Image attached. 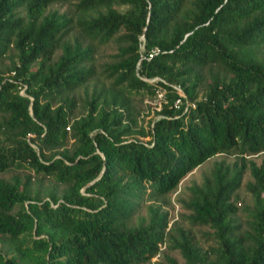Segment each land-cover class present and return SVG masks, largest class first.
<instances>
[{
  "label": "trees",
  "instance_id": "16d2710c",
  "mask_svg": "<svg viewBox=\"0 0 264 264\" xmlns=\"http://www.w3.org/2000/svg\"><path fill=\"white\" fill-rule=\"evenodd\" d=\"M113 40L103 71L113 90L81 100ZM263 43L264 0H0V173L29 169L65 187L46 200L31 176L0 180V237L13 248L0 264H150L163 243L157 264H179L171 251L184 264H264V162L249 158L264 152ZM175 85L196 107L176 105ZM159 87L164 100L135 130L131 99ZM220 154L239 160L192 188L188 227L168 228L161 210L134 222ZM248 170L255 209L243 228L235 197ZM201 227L215 246L204 248Z\"/></svg>",
  "mask_w": 264,
  "mask_h": 264
},
{
  "label": "rangeland",
  "instance_id": "374dc122",
  "mask_svg": "<svg viewBox=\"0 0 264 264\" xmlns=\"http://www.w3.org/2000/svg\"><path fill=\"white\" fill-rule=\"evenodd\" d=\"M54 7L59 8L60 11L66 12L70 9L68 3L57 4ZM124 9V7H122ZM119 42L116 40L111 41L108 44L102 45L98 52L96 53V68L100 72L95 78H93L88 85L87 89H79L78 95L81 100L86 101L90 98L91 95L99 94L100 92L107 93L113 90V83L110 78L105 76L103 72L106 68L107 64L114 62L117 59L116 54L119 51ZM256 55L257 57L264 62V43L260 44L256 47ZM4 64H7L9 59L4 60ZM4 64L1 67H4ZM214 70L222 75L225 74V69L220 65H213ZM205 78L207 81L212 79L211 74L205 73ZM182 88L180 85H175V88ZM183 89V88H182ZM201 94L200 98H203L205 85L200 87ZM184 90V89H183ZM166 92V88L159 87L157 95H147V94H135L134 98L131 99L132 110L135 115L138 117V125L133 127L135 130L143 131L145 127H147L150 118L153 117V113L151 110L154 107H158L162 100H164V93ZM180 105L184 104L187 106L188 102V94L185 92ZM82 102V101H81ZM83 104V105H82ZM84 102L81 103L80 108L77 110L78 116L85 112L84 110ZM144 137V136H142ZM50 154V152H48ZM252 160H255L257 164H262L264 162V152L259 155H255L249 157ZM239 157L236 156H226L224 154H220L212 157L196 169H194L191 173H189L179 184L178 188L165 197L161 198L158 201H147L143 206L142 210L136 216L134 222L139 223L141 219H144L145 223H149L157 210L167 211L169 212V226L170 228L173 224H180L185 227L190 225L188 221V216L191 211L188 210L183 202L188 201L191 198V190L195 186H200L205 181V178L210 175L215 165L221 161H225L226 163L233 164L238 161ZM14 176H20L25 179L27 176H31L33 178L32 192L33 196L40 195L42 199H48L49 193L53 192L58 195H61L64 191V186L55 182V180L51 178H43L41 176L35 175V173L29 169H21V170H10L8 172L0 173V180H11ZM252 180L250 171L248 170L243 179L242 187L237 191L235 202L238 206V213L235 215L238 223L242 224L243 228L247 227L248 221L251 219L253 211L255 209V198L252 194L247 190V183ZM197 234L201 239V243L205 249H208L210 246H215L214 240L210 239L206 236L207 232L211 230L208 227L196 228ZM34 237L37 235L34 233ZM161 255L158 257H154L150 264H157L160 260H162V254L167 251L166 243L162 244ZM0 250L5 255L11 256L13 254V248L10 243L4 238L0 237ZM169 254L177 259L179 264H184L185 260L179 251H171ZM25 259H21L20 263L25 264Z\"/></svg>",
  "mask_w": 264,
  "mask_h": 264
},
{
  "label": "built area",
  "instance_id": "2783aa9c",
  "mask_svg": "<svg viewBox=\"0 0 264 264\" xmlns=\"http://www.w3.org/2000/svg\"><path fill=\"white\" fill-rule=\"evenodd\" d=\"M148 80L151 81V82H158L159 80H162V81L166 82V80H164L163 78H159V77L148 78ZM176 91L179 94V98H178V100L176 102V105H180V102H181L182 97L184 95V93H182V92H185V90H183L182 88L176 87ZM188 102H189V104H187V106H186L187 109L189 107H191V106L192 107H196V105L194 103H191L189 100H188ZM160 248H161V250L163 249L162 248V244L160 245ZM158 256H159V254L156 257H158Z\"/></svg>",
  "mask_w": 264,
  "mask_h": 264
}]
</instances>
